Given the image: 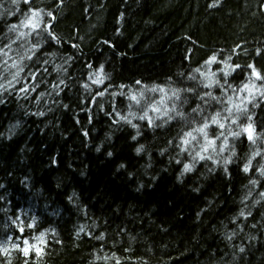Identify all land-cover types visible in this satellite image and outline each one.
<instances>
[{
    "label": "trees",
    "instance_id": "trees-1",
    "mask_svg": "<svg viewBox=\"0 0 264 264\" xmlns=\"http://www.w3.org/2000/svg\"><path fill=\"white\" fill-rule=\"evenodd\" d=\"M31 9L39 34L21 24L25 0H0V83L21 66L16 89L39 82L0 89V264H264V80L248 67L264 76V0ZM206 120L214 144L193 131ZM249 123L252 140L232 135Z\"/></svg>",
    "mask_w": 264,
    "mask_h": 264
},
{
    "label": "snow or ice",
    "instance_id": "snow-or-ice-1",
    "mask_svg": "<svg viewBox=\"0 0 264 264\" xmlns=\"http://www.w3.org/2000/svg\"><path fill=\"white\" fill-rule=\"evenodd\" d=\"M25 3H28L29 4V7H30V11H31V15H25L24 16V19L21 21V24L24 26V27H30L31 30L33 32H37V34H39V32L41 31L40 29V25L44 23L43 21V17L40 15V12H42V10H34V9H31V0H25ZM17 11H19V9H17ZM48 16H52L53 14L51 12H48L47 13ZM54 18V17H53ZM17 28V25L13 24L10 26V31H13ZM48 28H50V25L45 27L43 30L44 31H48ZM48 36L51 38L52 41H56V42H59V37H57L53 32L51 31H48ZM10 47V46H9ZM3 49H0V52H2ZM29 59H31V57H29ZM216 61V57L213 56L209 61H207L206 63L208 64H211L213 62ZM5 65H7V61L5 60L4 61V64L3 65H0V68L4 67ZM9 67H17L15 64L9 66ZM89 67H91V65H89ZM235 67H239V65H236ZM248 67L252 68L253 69V75H255L256 79L257 80H264V76H262L259 72H256L255 71V67L254 65H249ZM24 69L23 67H17V70L15 73H11L13 79L12 80H7V83H0V89H2L4 92H10L12 90H16V91H19V92H23L25 94L28 93V91L31 89V91H35L36 88L38 87V84L39 82H36V83H33V84H29L28 86H21L19 89H16V85L15 83H13L14 80H16V77L19 76V73L22 72ZM103 69L101 68V71ZM5 71H7V69H5ZM199 71V69L197 70ZM32 80H35V77L37 75V73L35 72H29L27 74ZM228 73H225V76H227ZM194 78V77H193ZM6 79V76H4L3 74H0V81L2 80H5ZM16 83H19L18 80H16ZM93 83H96L98 85H102L104 83V78H97V80H94ZM137 83H139V81H137ZM209 85H205V87H208ZM85 87H87V85H85ZM245 87L247 88L248 86L245 85ZM178 91L177 92H174V95L176 96V99L179 100V95H178ZM188 91H193L192 89H188ZM98 95L100 96H103L104 92L103 91H100L97 93ZM262 95H264V93H261ZM205 95L209 96V97H212V93L209 92V93H206ZM133 100L136 99L135 96L132 97ZM201 99H203V97H201ZM213 99H216L215 97H213ZM0 102H3L2 100H0ZM155 110V109H154ZM175 110V109H174ZM194 112H198L200 111L199 109V106L197 108H194L193 109ZM39 115H44V113H39ZM177 115L178 116H183V113L182 112H177ZM221 114L219 112L216 113L215 116H213L211 118V123H218L219 124V127L223 128L224 127V124L223 123H219V121L217 120V117H219ZM145 116H147V113H145ZM141 119H144L145 117H140ZM122 119H126L124 117H122ZM169 119H172V117H169ZM238 119V117H237ZM250 119V118H249ZM128 123H131V121H128ZM232 123H236V120H233ZM149 124L151 125L152 124V120L151 118H149ZM133 127H136V125H132ZM210 126L209 122L206 120L201 127L199 128H196L194 129L193 131L197 132V133H202L203 134V138L205 141H207L209 144H214L215 143V140L214 139H210L209 138V135L206 131V129H208ZM247 132L248 134V139L249 140H252L253 139V129H252V126L251 124L249 123L247 128H241V131L239 132H233L232 135L235 136V137H239L243 132ZM85 135H87V133H85ZM188 138H191V140H196V136L193 135V132H185L184 133V136L183 138L181 139V144H188L190 143V140ZM217 139L219 138V136L216 137ZM133 139H135V137H133ZM223 143L226 145L228 143V140H227V137L224 138V141ZM142 147L141 146L140 148H137V152H140L142 150ZM184 150V149H182ZM206 150V148H205ZM223 150V149H221ZM234 154V153H233ZM109 155H111V153H109ZM197 155H199V153H197ZM207 158H211V157H207ZM193 159H195V157H193ZM200 159H206V157L204 156H200ZM227 162V161H226ZM177 163H179V161H177ZM251 163V160H249V164ZM123 167V165L121 166ZM191 168L189 165H184V171L187 172V171H190ZM249 170L248 168V165H246L244 167V171L247 172ZM262 174H264V170H262ZM253 183L255 184L256 181H253ZM0 187H2V185H0ZM6 211V210H5ZM22 215H18L16 217L15 220H12V224L16 225L17 226V229L18 231L23 234L24 230H25V227L27 228H34L35 227V217H32L31 218V222H26L22 219ZM241 215L243 216L244 213L241 212ZM42 236L43 234H41V237L40 239H42ZM9 240L12 239V237H9L8 238ZM97 239H102V237H97ZM23 245L24 247H20L19 244H14L13 247L15 248H18L20 251H23L25 255L28 254L29 252V249H30V245H29V241L27 239H24L23 241ZM5 251V254H7V251L6 249L4 250ZM36 251H37V254H39L40 252V249L39 248H36ZM240 251L243 252L244 251V248H240Z\"/></svg>",
    "mask_w": 264,
    "mask_h": 264
},
{
    "label": "rangeland",
    "instance_id": "rangeland-1",
    "mask_svg": "<svg viewBox=\"0 0 264 264\" xmlns=\"http://www.w3.org/2000/svg\"><path fill=\"white\" fill-rule=\"evenodd\" d=\"M39 243H42V239H41V240L38 239V241H37V243L34 245V247H37V245H38Z\"/></svg>",
    "mask_w": 264,
    "mask_h": 264
},
{
    "label": "bare ground",
    "instance_id": "bare-ground-1",
    "mask_svg": "<svg viewBox=\"0 0 264 264\" xmlns=\"http://www.w3.org/2000/svg\"><path fill=\"white\" fill-rule=\"evenodd\" d=\"M1 62V61H0Z\"/></svg>",
    "mask_w": 264,
    "mask_h": 264
}]
</instances>
